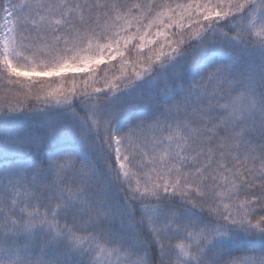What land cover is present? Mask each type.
<instances>
[{
	"label": "snow or ice",
	"instance_id": "obj_1",
	"mask_svg": "<svg viewBox=\"0 0 264 264\" xmlns=\"http://www.w3.org/2000/svg\"><path fill=\"white\" fill-rule=\"evenodd\" d=\"M0 264H264V0H0Z\"/></svg>",
	"mask_w": 264,
	"mask_h": 264
}]
</instances>
